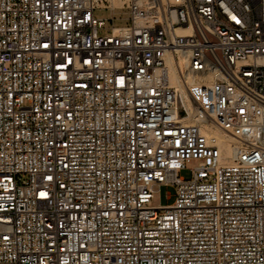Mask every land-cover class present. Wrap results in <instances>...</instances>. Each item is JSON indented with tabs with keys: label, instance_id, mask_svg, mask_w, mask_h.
<instances>
[{
	"label": "built area",
	"instance_id": "obj_1",
	"mask_svg": "<svg viewBox=\"0 0 264 264\" xmlns=\"http://www.w3.org/2000/svg\"><path fill=\"white\" fill-rule=\"evenodd\" d=\"M0 264H264V0H0Z\"/></svg>",
	"mask_w": 264,
	"mask_h": 264
},
{
	"label": "rangeland",
	"instance_id": "obj_2",
	"mask_svg": "<svg viewBox=\"0 0 264 264\" xmlns=\"http://www.w3.org/2000/svg\"><path fill=\"white\" fill-rule=\"evenodd\" d=\"M95 16L97 19L105 22V27L101 30V34L107 35L111 32L112 25L115 26H126L128 25L127 22V13L124 11H118L117 15L115 16L117 19L113 23L111 22L112 13L110 10L105 9H98L95 12ZM194 166V163H189L186 169H182L179 171V175L184 177L185 179L189 180L192 178L191 168ZM170 198L168 199V196ZM176 201V188L175 186H165L162 185L160 190L156 192L155 199L152 201V204L156 205H172Z\"/></svg>",
	"mask_w": 264,
	"mask_h": 264
},
{
	"label": "bare ground",
	"instance_id": "obj_3",
	"mask_svg": "<svg viewBox=\"0 0 264 264\" xmlns=\"http://www.w3.org/2000/svg\"><path fill=\"white\" fill-rule=\"evenodd\" d=\"M112 3H113L114 6H120V5H122V0H112ZM214 133L219 135L221 138H226V139L229 140V138L228 137H224L222 132L220 130H218V129L215 130ZM226 148H227V151L229 153V147L226 146Z\"/></svg>",
	"mask_w": 264,
	"mask_h": 264
}]
</instances>
